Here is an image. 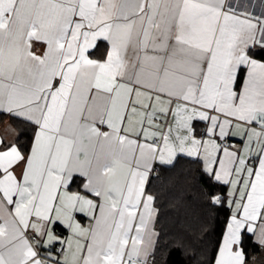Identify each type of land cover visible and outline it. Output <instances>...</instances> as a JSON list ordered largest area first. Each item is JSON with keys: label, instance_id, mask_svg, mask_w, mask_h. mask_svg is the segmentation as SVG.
<instances>
[{"label": "snow or ice", "instance_id": "obj_1", "mask_svg": "<svg viewBox=\"0 0 264 264\" xmlns=\"http://www.w3.org/2000/svg\"><path fill=\"white\" fill-rule=\"evenodd\" d=\"M257 27L225 0H0V114L19 125L0 137V264H248V237L264 251ZM194 199L213 225L228 213L213 255L196 247L207 225L165 239Z\"/></svg>", "mask_w": 264, "mask_h": 264}, {"label": "trees", "instance_id": "obj_2", "mask_svg": "<svg viewBox=\"0 0 264 264\" xmlns=\"http://www.w3.org/2000/svg\"><path fill=\"white\" fill-rule=\"evenodd\" d=\"M259 51L260 48H257ZM258 59H264V57L257 56ZM8 118L10 124L18 128L13 120H11L7 115L0 114V123L4 121V119ZM191 158H183V166L185 172L191 176L199 179L198 168L194 162L189 163ZM201 184H204V180H199ZM227 186H225L226 190ZM193 196H195V191H193ZM227 211L224 209H220L218 214L216 215L214 225L210 222L207 209L197 200H193L189 205L179 209H170L167 212V218L165 219V231L167 232L166 240L169 243H174L177 238L181 236L187 237L188 240H191V237L187 235L185 231L186 227L193 228L197 230L199 233V228L202 225L208 226V231L206 235L203 236L202 240L196 244L198 249H204L207 251L209 255H213L215 249L213 245L219 241L220 232L223 228V222L227 218ZM246 251L248 253V260L255 255L260 254L261 250L259 247L252 243V238L248 237L246 240ZM169 264H186L184 258L182 257L179 251L173 252L169 259ZM261 264H264L262 262Z\"/></svg>", "mask_w": 264, "mask_h": 264}, {"label": "crops", "instance_id": "obj_3", "mask_svg": "<svg viewBox=\"0 0 264 264\" xmlns=\"http://www.w3.org/2000/svg\"><path fill=\"white\" fill-rule=\"evenodd\" d=\"M225 8H231L238 14L252 17L258 25L257 39L259 44L256 45V48H259V45L264 44V30H261L264 29V0H225ZM9 125L11 124L8 118L0 123V137H3L6 141L10 142L14 139V133L8 130ZM253 256L256 257L255 260L252 259ZM253 256L248 260V264H261L264 262V251Z\"/></svg>", "mask_w": 264, "mask_h": 264}]
</instances>
